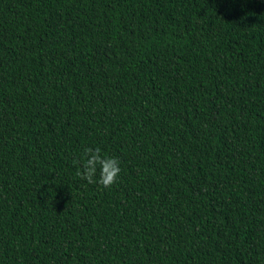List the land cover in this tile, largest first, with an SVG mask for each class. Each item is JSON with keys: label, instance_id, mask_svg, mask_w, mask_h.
I'll return each mask as SVG.
<instances>
[{"label": "trees", "instance_id": "16d2710c", "mask_svg": "<svg viewBox=\"0 0 264 264\" xmlns=\"http://www.w3.org/2000/svg\"><path fill=\"white\" fill-rule=\"evenodd\" d=\"M0 264H264V0H0Z\"/></svg>", "mask_w": 264, "mask_h": 264}, {"label": "clouds", "instance_id": "9594fccd", "mask_svg": "<svg viewBox=\"0 0 264 264\" xmlns=\"http://www.w3.org/2000/svg\"><path fill=\"white\" fill-rule=\"evenodd\" d=\"M73 165H79L76 175L89 184L97 182L94 177L99 171L98 183L104 188L111 187L121 171L120 161L114 157L102 155L99 147L85 148L81 159L73 160Z\"/></svg>", "mask_w": 264, "mask_h": 264}]
</instances>
